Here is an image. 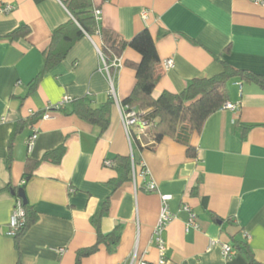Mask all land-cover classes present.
Returning a JSON list of instances; mask_svg holds the SVG:
<instances>
[{
	"label": "crops",
	"instance_id": "0c3cea01",
	"mask_svg": "<svg viewBox=\"0 0 264 264\" xmlns=\"http://www.w3.org/2000/svg\"><path fill=\"white\" fill-rule=\"evenodd\" d=\"M92 2L94 11H101L99 25L126 39L149 29L160 58L154 98L164 91L178 94L192 79L220 73L222 61L264 75V0ZM8 5L12 9L4 11ZM71 18L66 0H0V264H76L78 252L98 241V215L100 231L117 230L119 241L110 247L101 242L80 264H125L134 253L152 263L164 258L165 264H250L240 249L224 257L222 244L235 242H246L264 264V89L232 79L228 102L237 108L216 111L192 134L194 156L170 136L148 148L145 129L133 126L134 138L123 123L121 103L136 83L130 64L141 60L138 51L127 48L114 83L120 104L115 100L109 126L101 132L70 113L73 99L99 107L112 95L100 33L86 34L64 60L44 71L54 30ZM20 26L29 27V34L10 37ZM168 59L173 67H165ZM66 97L72 98L64 104L69 113L51 109L45 117ZM25 120L26 127L13 137ZM34 132L38 137L29 149ZM60 146L59 163L42 160ZM120 155L133 156L137 176L114 187L117 172L105 162L113 164ZM27 158L41 160L28 178ZM143 165L154 191L142 185ZM20 188L38 219L17 246L9 232ZM162 195L170 196L173 215L162 232L163 253L155 240ZM186 206L196 214V225L189 224Z\"/></svg>",
	"mask_w": 264,
	"mask_h": 264
},
{
	"label": "trees",
	"instance_id": "16d2710c",
	"mask_svg": "<svg viewBox=\"0 0 264 264\" xmlns=\"http://www.w3.org/2000/svg\"><path fill=\"white\" fill-rule=\"evenodd\" d=\"M66 6L72 18L54 30L51 44L44 52V71L51 69L64 60L79 39L86 34L92 36L97 31L101 36V50L108 63H112L115 57L120 58L127 48L138 51L141 60L130 64L136 71V83L130 95L122 101L121 105L128 112H136L147 122L144 133L149 136V140L146 141L148 148H153L165 136H170L186 145L188 154L194 156L195 148L191 145L190 138L194 132L201 131L210 115L224 108L229 101L228 85L232 79L239 78L244 83H255L264 89V75L246 69H238L228 62L222 61L223 69L220 73L211 77L194 78L178 94L164 91L158 98H154L152 93L161 77V73L157 70L160 58L155 40L149 29L145 28L131 39H126L117 31L99 25L94 14L92 0H66ZM29 32V27L20 26L9 36L19 38L28 35ZM73 101L74 107L70 113L99 126L101 132L108 128L110 110L115 103L112 95L99 107H92L91 103L85 98H77ZM57 110L69 113L64 109V106ZM27 124L28 121L26 120L20 121L16 126L13 137ZM136 127L142 128V125L138 124ZM133 128H131V136L133 135L135 138ZM138 144L141 146V142H138ZM63 154L64 146H60L45 153L42 160L59 163ZM40 161L27 158L26 178L32 175L33 169L38 166ZM111 167L117 172V176L111 181L114 187H118L131 179V155L116 157ZM142 169L141 166L140 171ZM22 205L25 210V221L14 234L17 246L20 238L38 219V213L34 207L28 203L24 204L23 200ZM100 219V215L94 219L99 232L97 243L90 248L80 250L76 264H80V259L83 256L95 252L101 242H106L110 247V245H115L119 241L120 235L117 230L109 234H103L100 231ZM231 247L246 252L250 264H263L254 257L246 242H235L234 246L231 245ZM17 264H20V262Z\"/></svg>",
	"mask_w": 264,
	"mask_h": 264
},
{
	"label": "built area",
	"instance_id": "2783aa9c",
	"mask_svg": "<svg viewBox=\"0 0 264 264\" xmlns=\"http://www.w3.org/2000/svg\"><path fill=\"white\" fill-rule=\"evenodd\" d=\"M12 9L11 6H6L4 8V11H10ZM94 14L96 16V19L99 20L101 18V11L99 9L94 11ZM100 51V57L102 60V64H103V69L106 72V74L108 75L110 84H111V94L112 96L115 98L116 102L118 103V105L120 104L116 98V93H115V76H116V71L120 66V58L119 57H115V60L112 63H108L101 48H99ZM165 67L169 68V67H173L174 66V60L173 59H168L164 62ZM72 100L71 97H66L64 98L62 101H60L59 103L51 106L48 108V110L45 111V117H49L50 116V110L51 109H58L62 106H64V104L68 101ZM225 108H230V109H236L237 105L233 104L231 102H227L224 106ZM123 109V107H122ZM122 118H123V123L124 126L126 128L127 134L128 136H131V128L133 126H136L138 124L142 125V129L144 130V127L146 126V121H144V119L141 118V116H139L136 112L131 111L128 112L124 109V112L122 113ZM38 135L37 132H34L33 134L30 135V137L28 138V148L32 149L36 139H37ZM106 165L110 166L112 165V162L107 160ZM142 170L139 172V175L142 177L143 179V187H145V189L149 190V191H154L156 189V184L154 181L149 180V170L143 165L142 166ZM132 174L134 176V178H136L137 176V165L135 162V159L132 156ZM170 196L169 195H162V210H161V216H160V221L156 227L155 230V240L161 250V252L163 253L166 249V245H165V241L162 237V232L165 229L166 225L173 219V215L169 210V206H168V200H169ZM186 210L189 211L190 213V217H189V224H195L196 221V214L194 212H192L191 208H189L188 206H186ZM25 221V210L23 208L22 205V200L21 198L18 199V203L16 206V209L14 211L12 220L10 222V234L14 235L16 233V231L22 227V225L24 224ZM212 244H214V242H212ZM63 249H61L62 251ZM222 250H223V255L226 258H231L233 256V248L231 247V245L223 243L222 244ZM166 260L164 258H161L159 260V262L157 263H152V262H148L144 259H138L137 254L134 253L130 260L125 263V264H165Z\"/></svg>",
	"mask_w": 264,
	"mask_h": 264
},
{
	"label": "water",
	"instance_id": "95a60500",
	"mask_svg": "<svg viewBox=\"0 0 264 264\" xmlns=\"http://www.w3.org/2000/svg\"><path fill=\"white\" fill-rule=\"evenodd\" d=\"M18 195L23 200V203L24 204H27L28 203V199H27V196H26V193H25L24 188H20L18 190Z\"/></svg>",
	"mask_w": 264,
	"mask_h": 264
}]
</instances>
